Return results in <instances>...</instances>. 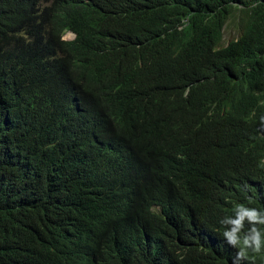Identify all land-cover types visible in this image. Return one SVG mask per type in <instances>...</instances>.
Returning <instances> with one entry per match:
<instances>
[{"label": "trees", "instance_id": "trees-1", "mask_svg": "<svg viewBox=\"0 0 264 264\" xmlns=\"http://www.w3.org/2000/svg\"><path fill=\"white\" fill-rule=\"evenodd\" d=\"M261 116L264 0H0V264H94L154 191L215 180L226 132L257 171L235 200L264 210ZM212 249L191 253L232 264ZM130 261L151 264L142 247Z\"/></svg>", "mask_w": 264, "mask_h": 264}, {"label": "clouds", "instance_id": "clouds-1", "mask_svg": "<svg viewBox=\"0 0 264 264\" xmlns=\"http://www.w3.org/2000/svg\"><path fill=\"white\" fill-rule=\"evenodd\" d=\"M229 23L226 21L221 27V46L239 35L236 28L235 38L223 39V30ZM66 33L72 39H64ZM74 37V33L66 30L60 40L72 41ZM260 126L264 128V116L260 117ZM189 130L191 141H196L198 130ZM253 130L263 137L256 127ZM145 148L153 159L154 149ZM261 164L264 170V159ZM209 170L216 179L206 182L202 178L200 187L188 194L154 191L133 228L107 235L100 241L94 264H133L130 258L137 247L145 249L151 264H200L191 251L197 248L206 255H214L213 245L221 246L226 253L235 251L232 264L257 259L264 251V231L259 227L264 226V210L235 200L238 191L257 190V171L244 162L227 132L225 142L214 150Z\"/></svg>", "mask_w": 264, "mask_h": 264}, {"label": "rangeland", "instance_id": "rangeland-1", "mask_svg": "<svg viewBox=\"0 0 264 264\" xmlns=\"http://www.w3.org/2000/svg\"><path fill=\"white\" fill-rule=\"evenodd\" d=\"M236 37V27H235V24L230 22L229 24H227L223 30V39L225 41H229L233 38ZM64 39H72V35L69 34V33H66L64 36H63Z\"/></svg>", "mask_w": 264, "mask_h": 264}]
</instances>
